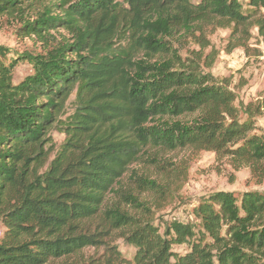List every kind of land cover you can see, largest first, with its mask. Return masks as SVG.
<instances>
[{"label": "trees", "instance_id": "trees-1", "mask_svg": "<svg viewBox=\"0 0 264 264\" xmlns=\"http://www.w3.org/2000/svg\"><path fill=\"white\" fill-rule=\"evenodd\" d=\"M35 7V19L21 18ZM14 14L44 50L14 83L17 61L5 64L0 47V264H264V194L213 193L193 208L196 223L160 232L145 204L120 188L145 149L212 152L264 179L254 121L264 97L241 119L228 86L173 43L201 26H251L264 36V0H0V18ZM58 29L68 38L52 45ZM182 116L194 117L173 121ZM52 130L64 140L48 162ZM110 194L139 216L107 203ZM114 232L131 259L107 243ZM100 247V256L84 254Z\"/></svg>", "mask_w": 264, "mask_h": 264}, {"label": "rangeland", "instance_id": "rangeland-1", "mask_svg": "<svg viewBox=\"0 0 264 264\" xmlns=\"http://www.w3.org/2000/svg\"><path fill=\"white\" fill-rule=\"evenodd\" d=\"M196 3L199 0H191ZM41 8L25 9L21 17L25 21L35 19ZM56 15V14H55ZM22 21L19 15L0 18V47L6 50L4 63L13 60L17 65L13 70V82H19L32 73V59L44 48L34 36L25 37L21 30ZM200 32L193 35L179 33L174 39V46L182 58L189 57L199 61V70L210 74L218 82L226 84L234 93V106L245 118L244 108L249 103L260 102L264 97V36L256 27L245 30L233 27L214 28L197 27ZM52 45L57 44L67 35L63 30L49 33ZM72 94L66 104L65 112H72ZM66 115V116H67ZM194 116H182L173 121L191 120ZM256 126L264 134V108L254 119ZM52 152L48 162L63 143L64 135L58 130L49 133ZM141 176L161 186V194H154L137 189L130 176ZM133 178V177H132ZM120 188L126 190L150 210L149 219L163 231L164 225L176 221L179 223H196L192 211L198 203L216 192L233 193L237 198L246 192L264 194V179L252 178L246 167H236L229 159L222 158L212 152L199 151L192 148L175 151L145 149L141 159L133 164L121 179ZM107 203L120 200L134 216L137 211L125 205L123 200L110 194ZM4 228L0 224V240ZM108 244L116 246L126 259H131L134 250L124 244L118 232H114ZM104 247L89 248L84 251L88 256H100ZM186 247H174L173 251L183 254Z\"/></svg>", "mask_w": 264, "mask_h": 264}]
</instances>
